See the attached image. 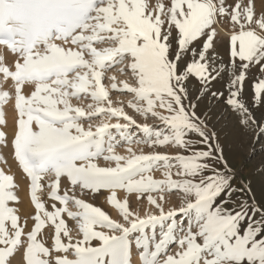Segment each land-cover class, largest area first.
<instances>
[{
	"label": "snow or ice",
	"instance_id": "obj_1",
	"mask_svg": "<svg viewBox=\"0 0 264 264\" xmlns=\"http://www.w3.org/2000/svg\"><path fill=\"white\" fill-rule=\"evenodd\" d=\"M224 17L238 26V31L230 35L228 62L219 64L216 53L209 56V52L217 36L213 25ZM201 39L202 44L193 47ZM102 44L109 46L97 47ZM0 47L16 57L12 69L0 63V74L14 87L17 119L11 145L15 160L30 179L35 208L31 217L34 226L27 233L25 247L20 217L9 206L10 201H18L12 190L13 177L0 171V264H9L21 248L24 264H131L133 245L142 249L141 264H264V207L255 202L246 207L243 201L236 211L224 207L233 192L242 190L233 189L231 178L209 163L217 160L211 148L199 150L187 138L196 133L208 144L197 105L190 102L186 107L183 103L188 99L186 83L190 78L207 92L223 77L227 95L212 91V97L223 98L234 111L247 115L248 98L243 93L248 69L255 64L264 73V16L257 18L254 0H169V4L157 0L154 7L150 0H0ZM125 59L135 86L121 82L118 88L113 82L111 89L133 94L136 102L129 107L151 114L164 125V130L155 131L136 125L146 142L161 146L174 143L186 152L191 149L189 154L169 157L153 153L130 158L115 154L110 129L130 141L129 128L135 122L122 108H113L111 101L107 108L88 105L92 110L87 112L72 105V98L79 99L81 94L90 95L96 104L108 100L109 89L102 78L108 68ZM26 85L33 86L30 95L23 92ZM251 91L253 105L264 103V78L253 81ZM8 99L9 92L0 91V106ZM104 113L126 123L102 122L93 130L80 122ZM248 119L251 117L242 123ZM5 123L0 110V125ZM4 140L5 133L0 131V142ZM102 155L115 161V166H98L94 161ZM158 162L166 169L160 180L149 174L160 166ZM173 167L183 179L172 178ZM206 172L211 174L204 175ZM49 174L54 179L48 185V195L61 205L54 204L52 211L46 210L37 196L43 187L41 181ZM65 177L72 186L93 194L110 190L107 202L127 226L100 207L68 192L59 194L61 178ZM117 189L141 195L178 189L193 199L165 212L148 195V202L159 214L141 217L129 210L127 201L117 199ZM221 196L220 203H215ZM249 212L262 218L256 219ZM62 214L75 222L78 239L74 240ZM179 215L191 217V223L178 239L179 250L166 254L169 243L177 239L175 218ZM46 223L54 226L51 249L38 239ZM162 254L164 259L160 260Z\"/></svg>",
	"mask_w": 264,
	"mask_h": 264
},
{
	"label": "rangeland",
	"instance_id": "obj_2",
	"mask_svg": "<svg viewBox=\"0 0 264 264\" xmlns=\"http://www.w3.org/2000/svg\"><path fill=\"white\" fill-rule=\"evenodd\" d=\"M156 2L157 0H154V2L150 0L153 7ZM163 2L169 4V0H164ZM254 4L257 12V18L264 16V12H261V8L264 7V0H254ZM213 27L217 31V36L214 38V48L224 55V58L220 60L222 62L219 64H226L229 60L228 46L230 36H221L216 27H221L225 30H232L233 32L238 31V26H233L229 18L224 17L218 18V22L215 23ZM252 27L255 28V25ZM201 44L202 39L194 42L193 47L198 48ZM105 46L109 45H97V47ZM0 58H2L0 59V63L12 69L16 59L14 54L8 52L3 47H0ZM219 59L220 57L217 58V60ZM128 62V59H125L105 71L104 77L102 78V84L109 89L108 100L100 104H96L91 99L90 95L81 94L79 99L72 98V105L82 107L87 112L92 110L89 109L88 105H93V108L97 106L107 108L109 106V101H111V106L113 108H122L123 112L135 122L129 128V135H131L130 141L121 138L115 129H110L112 134L111 142L114 145L115 154L129 158L132 155L153 153H159L169 157H175L178 154H189L191 149L186 152L185 149L180 148L174 143L161 146L153 144L150 141L146 142L145 135L136 127V125H147L154 131L164 130V125L158 118L152 117L151 114H141L135 109L129 107L130 103L136 102L133 94L127 93L126 91L111 89L110 86L113 82L117 83L118 88L121 82L128 83L130 86H135L134 77L127 68ZM239 63L240 62H237L238 65ZM236 71H239V66H237ZM112 77L115 79H111ZM261 78H264V73L260 72L259 66L255 64L250 66L247 72L248 80L246 79L245 83V86H248L250 91H245V89L243 93V96L248 98L245 101L246 107L249 110L247 115L234 111L224 103L223 98L216 99L212 97V91L224 92L225 96L227 95V90L224 87L225 80L223 77L214 81L207 92L200 90L201 86L194 77L190 78L186 83L188 99L184 100L183 103L186 107L190 102L197 105L196 114L200 117V121H202V123H200V127L208 137V144L202 143L201 137H199L196 133H190L187 138L190 139L195 148H198L199 150H207L208 148H211L213 150V155L217 157V160L209 161V163H212L214 168L222 175H226L231 178V186L233 189L242 190L233 192L228 203L224 205V207L232 209L233 211L239 210L237 204L241 201L244 202L246 207L251 206L253 202L264 207V128L260 127V125H264V103H257L256 105H253L251 102V83L253 81H258ZM32 90L33 86L26 85L23 92L25 95H30ZM0 91L9 92V99L2 106H0V110L4 112V119L6 121L5 124L0 125V131L5 133V140L0 142V171H3L6 175H11L13 177L15 187L12 190L18 197V201H10L9 206L15 208L17 210L16 214L20 217L19 223L23 227L25 233L22 239L24 241V246L26 247L27 233L34 226V221L31 217L35 215V208L31 203L30 179L26 176L23 170L19 167L18 162L15 160L14 150L11 145V141L16 130L15 121L17 119V113L14 108V87L10 80L4 81L2 74H0ZM198 95L201 97L199 100L197 99ZM156 110L160 111L162 114H167L162 109L157 108ZM247 117H251V119H248L247 123H242V121L247 119ZM253 121H255V123ZM80 122L85 129L91 125L93 130L102 122L110 124L117 122L121 124L126 123V121L122 118H110L107 113L99 114L91 117L90 119H82ZM166 131L167 130H165V132ZM152 139L154 140L155 137ZM105 141V147H107V136L105 137ZM129 149H131V151H129ZM104 155H107V152H105ZM220 157H222V161L217 162ZM94 162L100 167L115 166V161L105 160L103 155L98 157ZM170 162L173 164L176 163L175 160H171ZM121 163H123V161ZM158 163L160 166L154 167L149 174L154 179L160 180L164 179L163 173L166 169L162 166L163 162ZM178 170L179 169L176 167L171 169L172 178L174 180L183 179V177L176 175ZM210 174L211 172L204 173V175ZM17 176H19L24 182V187L27 191L26 198H23L17 189ZM53 179L54 176L52 174L46 175L41 181L43 187L37 193L38 198L45 204V208L48 211L53 210L52 206L54 204L56 207L61 206L58 201L51 200L48 195L50 191L48 185L53 181ZM64 192H68L70 196H75L76 198L82 199L94 206L100 207L110 216V218L119 223H125L126 225V222L120 216L118 210L109 205L107 202L110 190H100L98 193L93 194L88 189H82L79 186H72L65 177L61 178L59 194H63ZM138 195L141 194L128 193L123 189L116 190L117 199L121 202L127 201L129 210L141 217H144L146 214H159V209L148 202V195H151L154 199H156L158 203L161 204L165 212L169 210H176L183 206L187 200L193 199L190 196H186L178 189L171 191L166 189L163 192L155 191L151 193H144L139 199L137 198ZM160 197H163V199L161 200ZM223 198V196L217 198L215 203L219 204ZM234 201L236 203H233ZM69 207L71 210L75 211V208L71 205V203L69 204ZM249 215L254 216L256 219L262 218L257 213L249 212ZM62 218L65 219L74 240L78 239L79 233L75 222L69 219L66 214H62ZM175 219L177 224V239L169 243L166 254H175V252L179 250L178 239L182 236V233L188 229L191 223V217L179 215ZM156 232L158 238L159 228L156 229ZM136 235L139 234H133V237ZM53 236L54 226L50 223H46L44 228L41 230V233L38 234V239L44 243L46 247L51 249ZM93 244L95 246L98 242H93ZM140 251H142V249H137L134 245L132 246L130 252L131 264H133L134 258H138L140 260ZM22 252L23 248L19 249L14 256L10 258L9 264H24ZM69 258L72 257L69 256ZM159 259L163 260L164 254H162Z\"/></svg>",
	"mask_w": 264,
	"mask_h": 264
},
{
	"label": "bare ground",
	"instance_id": "obj_3",
	"mask_svg": "<svg viewBox=\"0 0 264 264\" xmlns=\"http://www.w3.org/2000/svg\"><path fill=\"white\" fill-rule=\"evenodd\" d=\"M153 2H154V0H152ZM164 1V0H163ZM220 26V25H219ZM217 28V30H218V32H219V34L221 35V36H230L233 32H232V30H225L224 28H221V27H216ZM215 52L216 53V56H217V58H219L220 57V59L219 60H217V63H220V62H222V61H220L222 58H224V55L223 54H221L218 50H216L215 48H213L210 52H209V56H211V54H212V52ZM248 80V79H247ZM245 91H250L249 89V87L248 86H245ZM11 149V148H10ZM10 154V153H9ZM17 189H18V191L20 192V194L22 195V197L23 198H26L27 197V191H26V189H25V187H24V182H23V180L19 177V176H17ZM133 264H140V260L138 259V258H134L133 259Z\"/></svg>",
	"mask_w": 264,
	"mask_h": 264
}]
</instances>
